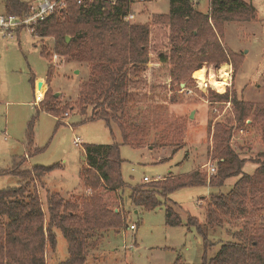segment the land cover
Here are the masks:
<instances>
[{"label":"rangeland","instance_id":"374dc122","mask_svg":"<svg viewBox=\"0 0 264 264\" xmlns=\"http://www.w3.org/2000/svg\"><path fill=\"white\" fill-rule=\"evenodd\" d=\"M6 1L0 0V11H6ZM20 1L36 5L40 0ZM196 2L195 8L206 13L208 0H194ZM245 2L253 6V17L249 20L242 16L231 17V21L222 23L223 35L217 37L225 52L238 56L237 66L230 59L218 66L202 63L200 68H206V88L198 85L193 72H189L188 79L172 83V63L162 64L157 59L156 54L163 47L156 48V53L148 43L145 101L127 105L125 115L129 121L122 120L124 130L136 145L122 143L117 123L107 126L101 119L90 120L92 107H81L78 102L80 86L90 73L89 62L55 54L51 36H34L27 29L20 30L13 39L0 42V171L10 170L19 160L18 170L55 166L40 180L32 178L30 186L41 201L46 219V196L56 192L64 200L79 204L87 198L94 202L98 198L108 210L120 211L121 222L125 221V225L97 233L86 241L84 264H208L220 244L230 240L231 232L246 222L224 219L219 225L208 228L206 241L193 226L186 224L188 215L203 223L209 195L226 194L239 177H229L219 187L206 183L217 172V154L212 153L216 124L230 132L229 147L239 159L245 160L242 172L251 173L264 151V119L254 120L256 115L250 112L243 123L235 121L230 101L234 96L253 109L264 107V0ZM169 10V0H131L129 13L133 16L127 18V22L149 24L153 15L167 14ZM214 34L217 36L216 32ZM222 65L229 67L228 85L224 91L217 92L210 86L208 76L216 81ZM42 84L44 94L36 106L32 101ZM211 92L227 93L228 100L214 99ZM56 93L59 95L54 97ZM46 103L58 111L56 116L45 111ZM29 134L32 136L30 146ZM76 137L81 141L79 146L73 143ZM113 143L119 145L124 186L108 189L93 170L89 171L93 183L85 186L81 176L85 166L83 146ZM210 167H214L212 174ZM196 169L205 185L176 188L167 195V200L160 197L161 205L153 210L132 204L133 187L168 175H186ZM144 177L147 182L143 181ZM18 180L15 173L2 174L0 189L16 186ZM165 205L179 215V225L165 223ZM258 216L255 213V220ZM258 223L256 221L254 226ZM132 224L134 229L129 228ZM44 257V264H59L68 258L67 242L60 231L56 232L54 249L46 245Z\"/></svg>","mask_w":264,"mask_h":264},{"label":"trees","instance_id":"16d2710c","mask_svg":"<svg viewBox=\"0 0 264 264\" xmlns=\"http://www.w3.org/2000/svg\"><path fill=\"white\" fill-rule=\"evenodd\" d=\"M63 1L64 7H57L35 24L33 35L51 36L55 54L67 55L73 61L89 62L90 73L80 86L78 102L81 107H92L90 120L101 119L107 126L117 123L121 141L128 145L135 143L124 130L122 120L129 121L125 115L127 105L145 101L148 43L155 52L156 48L163 47L156 55L158 62L172 63V83L188 79L189 72L200 68L202 63L218 66L230 59L237 66L238 56L225 52L219 45L218 38L223 35L220 26L235 16L249 20L255 11L245 0H208L206 13L195 8L197 2L194 0H169L167 14L153 15L149 24L132 25L124 19L129 14L131 0H92L86 5H78L76 0ZM28 11L29 5L25 2L6 1L8 13ZM212 29L217 36L214 37ZM68 35L70 38L66 41ZM213 79L208 76V81ZM44 88L42 84L37 94L39 100ZM211 94L214 99L228 100L227 93ZM230 101L235 121L243 123L250 112L256 115L254 120L264 119V107L253 109L234 96ZM45 107L46 112L57 115L58 111L49 108L48 103ZM262 135L264 137V132ZM229 138L230 132L217 124L214 126L212 144L215 148L212 153L217 154V172L206 183L210 187H219L227 178L239 177L226 194L209 195L204 206L203 223L188 215L186 224L193 226L206 241L208 228L219 225L224 219L246 220L241 228L231 232L230 240L220 244L208 264H264V151L256 168L251 173H244L245 160L239 159L231 150ZM31 144L29 134L28 145ZM83 150L85 166L81 169V176L85 186L93 183L89 176L91 170L108 189L124 186L118 144H89L83 146ZM19 165L20 160L10 170L0 171V175L12 172L19 176L16 186L0 189V264H44L45 247L48 245L54 249L57 231L65 237L68 250V258L59 264H84L88 239L125 225L124 219L121 222L120 211L108 210L98 198L96 202L87 198L79 204L64 200L56 192H49L46 196V219L41 201L30 186L32 178L40 180L55 166L18 170ZM24 179L28 181L24 182ZM206 183L196 169L186 175H168L163 180L133 187L130 199L135 206L153 210L161 205L160 197L167 200V195L176 188ZM164 211L167 225L181 223L171 206L165 205ZM255 213L259 214L258 220H255ZM256 221L259 223L254 226Z\"/></svg>","mask_w":264,"mask_h":264},{"label":"built area","instance_id":"2783aa9c","mask_svg":"<svg viewBox=\"0 0 264 264\" xmlns=\"http://www.w3.org/2000/svg\"><path fill=\"white\" fill-rule=\"evenodd\" d=\"M91 1L92 0H76V3L78 5H86ZM57 7H64V1L40 0L36 5H29L28 12L21 14L0 11V42L15 38L18 35V32L22 29H27L32 33L33 24L54 12ZM132 16L133 14L129 13L124 19L127 20V18ZM65 116H67V113ZM73 143L74 145L79 146L81 141L76 137L73 139ZM209 173H214V167H210ZM143 181L147 182L148 179L144 177ZM129 228L134 229L135 226L132 224Z\"/></svg>","mask_w":264,"mask_h":264},{"label":"bare ground","instance_id":"6f19581e","mask_svg":"<svg viewBox=\"0 0 264 264\" xmlns=\"http://www.w3.org/2000/svg\"><path fill=\"white\" fill-rule=\"evenodd\" d=\"M206 68L202 67L195 71H193L192 76L195 80H197L198 85L202 88H206L207 79H206ZM229 78V67L227 65H222L218 69L217 80L211 81L210 86L215 89L217 92L224 91L225 86L228 85Z\"/></svg>","mask_w":264,"mask_h":264},{"label":"crops","instance_id":"0c3cea01","mask_svg":"<svg viewBox=\"0 0 264 264\" xmlns=\"http://www.w3.org/2000/svg\"><path fill=\"white\" fill-rule=\"evenodd\" d=\"M38 80H39V79H38ZM38 80H37V81H38ZM37 81H36V83H37ZM33 87H34V85H33ZM34 90H36V87H35ZM40 101H41V99L39 100V99L37 98V96H36V92H35V94H34V99H33L32 103L35 104L36 106H38V104H39ZM25 158H27V157H25ZM20 161H21V160H20ZM161 178H164V177H161ZM161 178H159V179H161Z\"/></svg>","mask_w":264,"mask_h":264},{"label":"water","instance_id":"95a60500","mask_svg":"<svg viewBox=\"0 0 264 264\" xmlns=\"http://www.w3.org/2000/svg\"><path fill=\"white\" fill-rule=\"evenodd\" d=\"M65 40L66 41H68L69 40V37L68 36H66V38H65ZM59 94L58 93H56V94H54V97H57ZM192 117V114L190 115V118Z\"/></svg>","mask_w":264,"mask_h":264}]
</instances>
